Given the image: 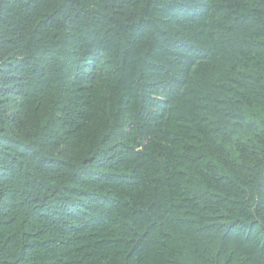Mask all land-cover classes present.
<instances>
[{
  "label": "trees",
  "instance_id": "obj_1",
  "mask_svg": "<svg viewBox=\"0 0 264 264\" xmlns=\"http://www.w3.org/2000/svg\"><path fill=\"white\" fill-rule=\"evenodd\" d=\"M0 264H264V0H0Z\"/></svg>",
  "mask_w": 264,
  "mask_h": 264
}]
</instances>
